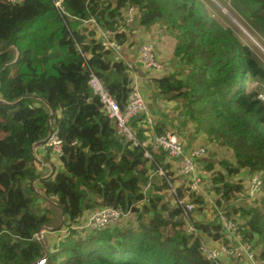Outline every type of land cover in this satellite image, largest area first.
<instances>
[{
  "label": "trees",
  "instance_id": "trees-1",
  "mask_svg": "<svg viewBox=\"0 0 264 264\" xmlns=\"http://www.w3.org/2000/svg\"><path fill=\"white\" fill-rule=\"evenodd\" d=\"M126 5L137 7L140 28L159 22L174 31V52L185 73L155 77L158 91L181 99L206 138L232 153L234 162L223 159L220 169L213 170L209 161L203 166L211 172L216 206L243 218L240 231L257 240L264 256V105L258 99L264 64L232 30L207 16L197 0H63V12L52 0H0V98L5 101L0 102V264H215L199 246L204 236L225 240L216 218L202 224L176 203L187 196L192 211L203 212L204 198L189 192L186 181L183 190H175L174 205L161 202L157 191L171 182L164 153L147 147L151 157H143L142 147L121 135L87 83L92 72L121 108L126 105L125 63L102 50L96 32L83 23L94 16L114 28ZM232 5L264 38V0H232ZM129 30L116 35L122 45ZM250 80L256 84L247 85ZM48 107L54 112L50 122ZM141 120L133 118L128 127ZM52 125L62 140L60 168L52 164L53 173L40 177L31 145L46 138ZM152 130L158 134L163 126ZM158 167L163 174L154 181ZM241 169L261 174L259 195L247 208L234 205L242 178L232 177ZM35 199L53 201L63 212L62 222L40 212ZM105 206L129 209L135 222L98 231L74 227ZM59 223L49 229L59 231L54 241L37 239L40 225Z\"/></svg>",
  "mask_w": 264,
  "mask_h": 264
},
{
  "label": "built area",
  "instance_id": "built-area-1",
  "mask_svg": "<svg viewBox=\"0 0 264 264\" xmlns=\"http://www.w3.org/2000/svg\"><path fill=\"white\" fill-rule=\"evenodd\" d=\"M10 3L21 2L22 0H6ZM53 5L57 10L63 12V0H52ZM137 7L126 5L120 8V17L118 22L110 28L104 26L99 19L91 16L83 23H88L96 32L97 41L102 50L112 52L113 55H118L121 52L122 44L119 43L117 34L128 32L129 28L136 22ZM129 72V87L126 105L121 108L117 100L109 93L101 79L95 76L92 72L88 74L87 83L91 93L98 97L102 110L109 118L115 121L116 127L128 140L132 141L133 145H139L143 149V157L150 158L151 153L147 147L152 150H158L164 153L167 160H175V168L178 174L188 178L189 192L201 194L204 191V180L211 175V172L199 164V158L206 152L205 147L196 146L188 152L183 149L182 142L179 136L171 129H163L162 132L154 134L150 142L147 140L138 141L133 132L128 127L129 122L141 114L146 116L148 122L150 118L147 114L145 101L140 92V84L135 75L136 66H140L144 70L160 72L164 68L163 62L158 59L156 53V42L154 38L141 40L136 45V58L131 62H125ZM258 99L264 105V85L258 93ZM51 155L60 158L62 154V140L58 136L57 126L52 125L50 132L42 145ZM153 173L162 175L163 170L157 168ZM153 173L151 175H153ZM150 175V176H151ZM261 174L254 172L247 177V187L245 193L249 196L257 194L261 187ZM150 186V182H146L143 187L145 192ZM177 204L184 206V212H191L195 205L187 196H184L176 201ZM207 210L210 214L216 216L222 232L224 233L225 244L218 247V252L215 254L210 247L201 241L199 248L210 258L215 264H264V256L251 244V240H247L240 231L239 223L232 217L227 215L222 209L216 206L214 199H210L207 205ZM130 210H122L121 208H112L109 206L101 207L89 213L79 226L75 228H85V230H101L107 226L119 224L129 215ZM193 230L192 228H190ZM38 234V233H36Z\"/></svg>",
  "mask_w": 264,
  "mask_h": 264
},
{
  "label": "crops",
  "instance_id": "crops-1",
  "mask_svg": "<svg viewBox=\"0 0 264 264\" xmlns=\"http://www.w3.org/2000/svg\"><path fill=\"white\" fill-rule=\"evenodd\" d=\"M129 29L130 30H129V36H128L127 42L123 44L121 52L118 55H113L115 58L121 59L124 63L133 61L136 58V45L141 40L144 41V40L150 39L149 37L150 35H152L149 32V29L140 28V26L138 25L134 27L132 26ZM155 39H156V53H158L157 54L158 59L164 64L163 70L160 72L147 71L141 68L140 66H136L135 71H134L135 75L137 76L139 80V84H140L142 92L146 89H149L152 94L151 98H147V97L143 98L145 101L147 114L150 118V122L147 121V119L145 118L146 116L144 117L145 118L144 119L143 114H141L139 117L142 118V120L137 121L134 124H130L129 125L130 130L133 133L137 132L140 135L146 136V140L150 142V140L154 136L152 125H155V124L162 125L163 129L169 128L173 130L179 136L185 152H188L191 148L196 147V146L205 147L206 152L204 153L203 156L199 158L198 160L199 164L203 165L206 161L207 162L209 161L211 163H214L213 170H216V169H220L218 162L223 159L225 160V158H227L226 161L228 162H234L233 155L231 152H229L228 150L226 151L225 148L217 145L215 141L207 140L206 135L200 129L196 127L195 123L192 120L189 119L185 111L183 101H181V99L172 98V95L170 96L168 94L159 93L158 87H157V84L154 78L175 74L174 69H176V67H174L175 61L171 62L172 64H174L173 66L166 59H162L161 57L162 55L159 54V52L157 51L158 48L161 49V46L164 48L166 40L165 39L158 40L157 37ZM169 66H170V70H168ZM176 76H179V75H176ZM142 97H143V94H142ZM143 119L146 121H144ZM32 153L36 160L37 172H39L40 177L49 176L53 171L52 169L53 163H50L52 155L48 152L47 149H44L42 146L35 147ZM226 153H228L227 154L228 157L225 156ZM48 157L50 161L47 160ZM164 161H165L164 164L167 170L169 171L168 176L171 178V182H168L169 183L168 188L160 189L157 192L162 196L161 202L165 201L167 202L169 206H172L175 204V200H176L175 190L179 187H181L183 190L184 186L186 185V181L188 183V178L186 176L178 174L175 168V160H167L165 158ZM56 168L59 169L60 166ZM153 172L154 171H152V173ZM152 176L154 177L153 180L155 181L156 178L158 179V176L160 175L153 173ZM245 176L248 177L247 172L241 169L239 170V172L237 173V175H235V178L233 179L235 180V179H238L239 177L244 179ZM32 184L35 187V191H37V193L39 194V197L42 198V196H40L41 192L38 190V187H37L38 185L37 182L33 181ZM212 186L213 184L211 183L210 178L209 177L205 178L204 191L201 194H199L204 198L205 210L203 212L191 211V214L194 217V219L201 222L202 224L214 222L216 218L214 214H210L207 210V205L209 203V200L213 199V197L211 196V194H213V191L211 189ZM150 192H153L152 188H150ZM35 201H34V204L36 203ZM44 201H48L54 206L53 201L51 200H44ZM238 203H239V199L234 201V205H236V207L242 206V204L238 205ZM54 207L58 210V217L56 218V223H57L61 221L62 216H61V211L56 206ZM42 211L44 212L46 210L42 209ZM164 214L167 215L166 213ZM234 218H236L235 220L238 223L244 222L243 218H240L237 215H234ZM126 221L130 222V218L129 219L127 218ZM190 228H192L193 231H195V228L192 225L188 226L189 230H191ZM44 239L48 240V238L45 235H44ZM202 239H203L202 241H204L210 247L211 251L214 252L215 254L218 252V247L221 244L226 243L225 240L214 241L208 236H204V238ZM253 246L255 248V245ZM256 247L258 246L256 245Z\"/></svg>",
  "mask_w": 264,
  "mask_h": 264
},
{
  "label": "rangeland",
  "instance_id": "rangeland-1",
  "mask_svg": "<svg viewBox=\"0 0 264 264\" xmlns=\"http://www.w3.org/2000/svg\"><path fill=\"white\" fill-rule=\"evenodd\" d=\"M197 3L201 6V8L204 10V12L207 16H210L213 20H215L223 28H229L230 30H232V32L238 37V39L243 44L247 45L253 51V53L256 55L258 60L262 64H264V38L259 36V34L248 25V22L245 20L244 15L232 5V0H197ZM137 24L138 23L135 22L133 24V27L137 26ZM148 29H149V32L152 34V35H150L149 38H154L155 42H156V39H155L156 37L158 38V40H162V39L166 40L164 48L161 46V49L158 48L157 51L159 52V54L162 55L161 56L162 59H166L170 63L172 61H175V63H174L175 66H174V64L171 63L174 67H176V69H174L175 70L174 75L175 76L178 74L184 75L183 74L184 69L182 70L181 59L178 55H175L176 53L174 52L175 51L174 44L176 42L175 37H174V35H175L174 31L165 29L163 26H161L159 24V22L151 25ZM161 52H163V53H161ZM168 70H170V66H169ZM254 84H256V82L254 80H250L249 82H247V85H249V86H252ZM140 92H141V94H143V98H145V97L151 98L152 97L151 91L149 89H146L142 92L141 87H140ZM227 154L228 153H226V155H225L226 157H228ZM226 159L227 158H225V160ZM51 162L56 165V166L53 165L54 169H57L56 167L60 166L59 158H57L54 155L51 156ZM52 173H53V171H52ZM232 178H235V175ZM247 184H248L247 183V176H245V178L242 179L241 193L238 195L239 196L238 205L242 204L243 208H247L250 205L252 199L255 196L259 195V193H257V194L255 193V194H253V196H249L247 193H245ZM211 196L214 199V194H211ZM35 200H36L35 202H37L38 199H35ZM37 204L39 205L38 207H39L40 211H42V209H45L46 212H48V214L51 215L54 219H56L58 217V210L54 207L55 205L53 206L48 201L35 203V205H37ZM145 216H146V214L144 215V217ZM85 217L86 216H84V218ZM135 217H136V215L133 214L132 212H130L129 215L127 216L128 219L130 218V222L131 221L135 222ZM127 218L125 220H122L123 223L127 222L126 221ZM65 231H66L65 228H63L61 230V232H63V233ZM58 233H59V231L58 232L54 231V233L53 232L50 233L49 229H45L41 233V241H43V236L45 235L48 238V242L51 243L52 241H54L56 239V236ZM39 236L40 235L36 234L37 239L40 238ZM255 240L253 239L250 242L252 245H255L257 252H259L260 249H258V247H256V245L258 246L259 244L256 243ZM253 243H255V244H253ZM48 246H49V244H48ZM33 264H40V261H36Z\"/></svg>",
  "mask_w": 264,
  "mask_h": 264
},
{
  "label": "water",
  "instance_id": "water-1",
  "mask_svg": "<svg viewBox=\"0 0 264 264\" xmlns=\"http://www.w3.org/2000/svg\"><path fill=\"white\" fill-rule=\"evenodd\" d=\"M12 46H13V45H12ZM15 49H16V57H15V60H16V58H17L18 55H19V52H18L17 48H15ZM15 60H14V61H15ZM0 102H3V103H4L5 101H4L3 99L0 98ZM45 104H47V103H45ZM46 106H48V105H46ZM48 109H49L48 122H50L51 118H52L53 115H54V112H53V110H52L51 108L48 107ZM50 130H51V127H49L48 133L50 132ZM45 139H46V138L41 139V140H39V141L33 143V144L31 145V150H32V152H33V149H34L35 147L43 145ZM88 197H89V196H88ZM61 216H62V218H61L60 223L62 222V220H63V218H64V216H63V212H62V211H61ZM60 223H59L57 226H50V225H47V224H42V225H40L39 228H38V230H37L38 235H40V236H39L40 238H39L38 240L41 241V233H42L45 229L55 230V229L58 228V226L60 225ZM41 242H42V241H41ZM45 256H46V254H45ZM38 261H40V260H38ZM41 261H42V259H41Z\"/></svg>",
  "mask_w": 264,
  "mask_h": 264
}]
</instances>
